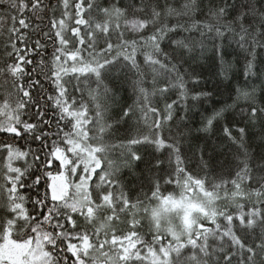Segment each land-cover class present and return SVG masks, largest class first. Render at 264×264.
I'll list each match as a JSON object with an SVG mask.
<instances>
[{
  "label": "snow or ice",
  "instance_id": "obj_1",
  "mask_svg": "<svg viewBox=\"0 0 264 264\" xmlns=\"http://www.w3.org/2000/svg\"><path fill=\"white\" fill-rule=\"evenodd\" d=\"M227 8L0 0V245L20 249L0 264H264V153L245 143L246 125L264 116V10L246 5L229 18ZM193 54L220 83L243 68L231 103L198 129L210 135L230 111L243 121L221 129L238 149L227 173L201 163V149L196 175L179 151L182 126L212 95L181 68ZM121 70L136 96L123 114L142 128L127 142L111 135L110 80ZM141 143L172 155L161 152L153 169L161 174L132 196L120 171L141 160ZM185 198L208 209L190 229L181 210L162 205Z\"/></svg>",
  "mask_w": 264,
  "mask_h": 264
},
{
  "label": "trees",
  "instance_id": "obj_2",
  "mask_svg": "<svg viewBox=\"0 0 264 264\" xmlns=\"http://www.w3.org/2000/svg\"><path fill=\"white\" fill-rule=\"evenodd\" d=\"M222 3L228 5L229 18H233L234 14H238L237 10H245L246 5L264 10V0H201V8L208 10L209 7L220 6ZM246 20L247 22H251L253 17L249 16ZM229 52H231V49H229ZM194 57L195 54H193V59L183 62L181 68L182 70L198 73L201 78L200 87L210 91L212 95L203 98L193 108L190 113V119L186 122V125L182 126L185 129V134L180 137L179 151L182 157L186 158L185 163L187 166L196 175L204 174L200 168L193 166L198 160L200 155L199 150L201 149L203 150L204 157L200 161L201 163L207 162L217 174L220 173L221 169L227 173L231 170L233 153L237 152L238 149L236 145L227 142L221 133V129L224 123H239L244 126L243 121L234 112L230 111L224 114V121L217 123L215 131L210 135L198 131V129L201 126L203 115L211 113L214 108H220L225 103H231L229 91L235 90L237 82L243 83V68H239L232 80L220 83L209 69L207 58L200 62H194ZM124 80L123 70L115 73L110 80V86L115 93V104L111 108L113 124L111 135L116 142H127L135 138L142 130L135 117H128L123 114L125 109L136 101V96ZM255 83L259 82L255 81ZM260 95L264 97V92L260 93ZM238 111L239 109L235 110V112ZM246 127L248 132L245 141L247 149L254 156L259 157L261 153H264V116L258 114V123L255 125L248 124ZM175 133L176 129L174 128L172 129V134L175 135ZM135 147L136 151L141 155V160L134 161L130 166L120 171V179L132 196L141 191H149L152 181L157 175L161 174L153 170L154 162L161 156V152L169 155V157L172 155L168 149L157 150L150 144L141 143ZM164 187L169 192L174 191L173 186L165 185ZM5 243H11L12 251L17 248L10 240H6Z\"/></svg>",
  "mask_w": 264,
  "mask_h": 264
},
{
  "label": "rangeland",
  "instance_id": "obj_3",
  "mask_svg": "<svg viewBox=\"0 0 264 264\" xmlns=\"http://www.w3.org/2000/svg\"><path fill=\"white\" fill-rule=\"evenodd\" d=\"M79 147V145H77ZM162 205L165 207V210H181L183 215L181 217L182 223L185 228L190 229L192 224L195 222L193 219L194 213L200 212L201 214L206 213L208 211L207 208L204 207L203 202L199 201H189L187 198L185 199H166L162 201ZM20 249L15 248L12 251L11 243H5L0 245V256L8 257V258H19Z\"/></svg>",
  "mask_w": 264,
  "mask_h": 264
}]
</instances>
